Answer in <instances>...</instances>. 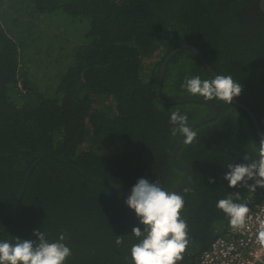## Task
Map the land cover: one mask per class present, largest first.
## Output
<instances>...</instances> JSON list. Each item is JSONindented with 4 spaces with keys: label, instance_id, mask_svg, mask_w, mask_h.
Returning <instances> with one entry per match:
<instances>
[{
    "label": "trees",
    "instance_id": "obj_1",
    "mask_svg": "<svg viewBox=\"0 0 264 264\" xmlns=\"http://www.w3.org/2000/svg\"><path fill=\"white\" fill-rule=\"evenodd\" d=\"M258 2L0 0V230L12 223L28 171L45 152L129 189L140 178L158 181L166 191L180 183L185 171L171 155L180 133L172 134L170 115L179 110L191 125L212 112L205 103L157 100L161 65L180 45H194L218 75L239 82L243 104L246 89L259 92L262 105L257 114L252 110L264 132V20L257 13L250 17ZM70 41L76 42L72 48L61 47ZM160 52L159 61L146 66ZM192 76L214 78L184 49L166 65L161 96L193 97L182 87ZM211 102L217 117L195 128L196 139L177 153L190 167L188 185L178 192L189 239L178 264H194L230 228L229 217L216 207L220 199L239 191L235 202L250 208L263 190L231 188L223 179L229 164L244 163L246 154L258 158L260 141L244 110ZM129 195L46 156L0 241L36 240L33 231L41 230L54 242L63 233L72 250L65 264H133L131 247L139 241L132 228L143 226L125 203ZM117 236L123 237L119 246Z\"/></svg>",
    "mask_w": 264,
    "mask_h": 264
},
{
    "label": "clouds",
    "instance_id": "obj_2",
    "mask_svg": "<svg viewBox=\"0 0 264 264\" xmlns=\"http://www.w3.org/2000/svg\"><path fill=\"white\" fill-rule=\"evenodd\" d=\"M182 87L206 101L218 99L227 104H232L243 89L231 75H215L212 79L204 80L192 76L185 79ZM170 123L174 126L172 134H182L183 143L190 145L196 139L197 133L189 126L186 114L173 111ZM243 160L244 163L229 164L223 179L228 181L231 188H264V132L260 133L258 158L246 154ZM248 181L254 183L249 184ZM209 183H215V179L209 177ZM239 199L240 193L237 191L216 204L229 217L234 229L245 225L249 213L246 204L235 202ZM125 203L134 210L139 225L143 226V230L140 226L132 228V235L139 241L131 247L133 264H178L182 261L189 244L188 225L181 217L185 204L183 196L164 190L158 181L140 178ZM33 235L37 237L36 240L15 238L14 242L0 241V264H65L72 255L71 248L64 243L66 236L63 233L54 242H50L41 230H34ZM257 238L264 244V231H260ZM115 243L121 245L123 237L117 236Z\"/></svg>",
    "mask_w": 264,
    "mask_h": 264
},
{
    "label": "built area",
    "instance_id": "obj_3",
    "mask_svg": "<svg viewBox=\"0 0 264 264\" xmlns=\"http://www.w3.org/2000/svg\"><path fill=\"white\" fill-rule=\"evenodd\" d=\"M23 91L21 80L17 82ZM264 231V188L240 229L230 228L214 238L194 264H264V244L258 234Z\"/></svg>",
    "mask_w": 264,
    "mask_h": 264
},
{
    "label": "water",
    "instance_id": "obj_4",
    "mask_svg": "<svg viewBox=\"0 0 264 264\" xmlns=\"http://www.w3.org/2000/svg\"><path fill=\"white\" fill-rule=\"evenodd\" d=\"M259 6L260 8L264 11V0H260L259 1ZM184 49H191L193 52H195L199 58L203 61L205 67L207 68V70L212 74V76L214 77L215 75H218L215 70L210 66V64L205 61V59L203 58L202 56V53L193 45L191 44H183V45H180L178 47H176L166 58L165 60L163 61L162 65H161V69H160V74H159V79H158V85H157V89H156V96H157V100L163 104H166V105H176V104H184V103H205L207 104L210 108H211V114L208 115V116H205L201 119H198L197 121H195L194 123H192L191 125H189L193 130L195 128H197L198 126L200 125H203L205 124L206 122H209L211 120H213L214 118L217 117L218 115V112L217 110L215 109L214 105L212 104L211 101H206L203 97H182V98H176V99H168V98H163L161 96V86H162V82H163V78H164V73H165V69H166V65L167 63L169 62V60L174 56L176 55L177 53H179L180 51L184 50ZM168 61V62H167ZM167 62V63H166ZM232 104H234L235 106L241 108L242 110H245L247 111L250 116H251V119L253 121H256V118L255 116H253L251 110L246 106L244 105L242 102H240L236 97L233 99V102ZM259 135V141H260V133H258ZM183 143V136L182 134L179 135L177 141H176V144L174 145L173 149H172V160L173 162L179 166L180 168H182L184 171H185V175L183 177V179L180 181V183L178 185H176V187L171 191V192H176L178 193L179 190L183 187H186L188 185V178L190 176V167H188L187 165L181 163L177 157V153H178V150L180 148V146L182 145ZM46 156H50L54 159H56L57 161L61 162V163H64L66 165H68L69 167H71L72 169H74L81 177H83L84 179L92 182V183H95V184H99L101 185L103 188H106V189H111V190H114V191H118V192H123V193H128V194H131V189L129 188H125V187H121V186H116V185H113V184H110V183H107L105 181H102L98 178H95V177H92L90 175H87L86 173H84L82 170H80L77 166H75L74 164H72L69 160L67 159H63L59 156H56L54 154H52L51 152H45L43 154L40 155V157L31 165L29 171H28V176H27V179H26V183L23 187V190L18 198V202L15 206V209H14V218H13V221L10 225H8L7 227H5L4 229L0 230V233L2 232H5L7 231L9 228L12 227L13 223L15 222L16 220V217H17V210L19 208V205L21 203V200H22V197L24 195V192L27 188V183H28V180L33 172V170L35 169V167L46 157Z\"/></svg>",
    "mask_w": 264,
    "mask_h": 264
},
{
    "label": "flooded vegetation",
    "instance_id": "obj_5",
    "mask_svg": "<svg viewBox=\"0 0 264 264\" xmlns=\"http://www.w3.org/2000/svg\"><path fill=\"white\" fill-rule=\"evenodd\" d=\"M258 1H260V0H258ZM254 7H256V5L254 4ZM258 8L259 9H256V10H254L251 14H250V17H253V16H255V14L257 13L258 15H257V19L258 20H264V17H263V14H264V11L260 8V6H259V2H258ZM248 10V9H247ZM259 12H261V13H259ZM251 22H253V21H251ZM253 24H255V25H257L256 23H254L253 22ZM194 46V45H193ZM191 50V49H190ZM201 52V51H200ZM195 53V52H194ZM202 53V52H201ZM196 54V53H195ZM197 55V54H196ZM202 56H203V54H202ZM197 58L201 61V63L203 64V66L205 67V65H204V63H203V61L199 58V56L197 55ZM203 58L205 59V61H207L206 60V58L203 56ZM262 60H264V59H261V61ZM260 61V62H261ZM168 62V61H167ZM166 62V63H167ZM262 64V62L260 63V65ZM206 68V67H205ZM207 69V68H206ZM263 83H264V80H263ZM250 93V91H249V89H246V92L244 93V105H246L250 110H251V112L253 113L252 115L253 116H255V118H256V121H253L252 119H251V116H250V114L247 112V111H245L248 115H249V117H250V119H251V121H252V123H253V127H254V132L256 133V136H257V138H258V140H259V135H258V133H262V124H260V122H259V119L257 118V116H256V114L259 112L258 110H257V108H259V106L261 107V105H262V103H260V99H261V97H260V95H259V92L258 91H256V90H254V94H249ZM237 98V97H236ZM238 99V98H237ZM239 100V99H238ZM240 101V100H239ZM241 102V101H240ZM251 107H249V106ZM252 108H253V110L255 111V113L253 112V110H252Z\"/></svg>",
    "mask_w": 264,
    "mask_h": 264
},
{
    "label": "rangeland",
    "instance_id": "obj_6",
    "mask_svg": "<svg viewBox=\"0 0 264 264\" xmlns=\"http://www.w3.org/2000/svg\"><path fill=\"white\" fill-rule=\"evenodd\" d=\"M75 43H76L75 41H70L69 43H61V47L72 48ZM162 55H163L162 52H160L156 57L151 56L149 57V59H146L145 60L146 66H149V65L152 66L153 64L157 63ZM40 57H42L43 60H50V57H47V56L44 57V54H42Z\"/></svg>",
    "mask_w": 264,
    "mask_h": 264
}]
</instances>
